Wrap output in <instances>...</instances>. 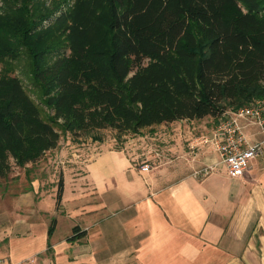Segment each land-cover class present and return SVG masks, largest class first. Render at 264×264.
<instances>
[{
    "label": "trees",
    "instance_id": "obj_1",
    "mask_svg": "<svg viewBox=\"0 0 264 264\" xmlns=\"http://www.w3.org/2000/svg\"><path fill=\"white\" fill-rule=\"evenodd\" d=\"M0 1V60L24 53L52 111L44 119L20 78L0 75V178L11 160L26 167L54 149L58 129L138 132L264 97V0H104L105 29L95 36L89 0H77L50 29H38L47 14L37 0ZM62 192L60 175L56 209ZM55 225L54 217L47 250ZM72 232L69 240L82 234Z\"/></svg>",
    "mask_w": 264,
    "mask_h": 264
},
{
    "label": "crops",
    "instance_id": "obj_2",
    "mask_svg": "<svg viewBox=\"0 0 264 264\" xmlns=\"http://www.w3.org/2000/svg\"><path fill=\"white\" fill-rule=\"evenodd\" d=\"M184 120L167 123L165 144L156 140L139 153L149 160V170L139 169L135 163L139 156H126L119 183L112 176L95 179L90 190L98 205L94 206L92 194L90 207L74 208L86 216L84 221L65 207L67 175L59 209L56 191L38 200L35 189L29 191L32 196L24 198V208H38L36 212L45 213L49 223L56 218L49 238L55 264H264V191H260L264 154L251 159L241 177L228 176L223 164V173L215 172L220 164L218 153L210 143L198 141L201 135L192 137L188 127L179 125ZM257 160L263 163L252 174V163ZM212 165L207 173L202 171ZM81 185H73L72 191L78 193L67 200L71 207L83 205ZM48 195L51 205L47 200L45 206L41 203ZM9 197L1 199L2 208H13L15 200L12 194ZM25 221L22 227L27 229L31 220ZM63 224L64 233L55 240L54 233ZM4 225L5 221L0 228ZM74 226L82 234L69 240ZM46 241L47 228L44 245ZM43 244L27 256L41 251ZM5 251L13 261L26 256L11 257L9 242Z\"/></svg>",
    "mask_w": 264,
    "mask_h": 264
},
{
    "label": "rangeland",
    "instance_id": "obj_3",
    "mask_svg": "<svg viewBox=\"0 0 264 264\" xmlns=\"http://www.w3.org/2000/svg\"><path fill=\"white\" fill-rule=\"evenodd\" d=\"M89 1L87 12L94 21L90 36H95L97 32L105 29V23L103 22L104 0ZM76 2L77 0H37L34 4L43 10V14H47L44 19L39 21L38 29L54 28L56 16L61 12L71 10ZM4 8V3L0 1V20L4 19ZM48 10H51V12H47ZM0 75H15L19 77L27 93L37 103L41 116L44 119L51 116L52 111L44 104L40 89L35 87L36 85L32 80L30 61L24 53L16 60L9 58L6 61V57L1 59ZM218 117L206 116L193 120L185 119L179 125L188 127L192 137H198L209 132ZM166 126L167 123L154 124L144 127L138 132L123 134H119L111 128L91 129L86 132H78L76 135L69 132L64 133L56 128L60 134L57 146L47 151L38 161L33 164L29 163L26 167H18L11 160V171L6 177L0 178V225L4 221L6 223L3 228H0V256H5V248L9 242L11 257L26 255L19 261L27 262L28 264H55L53 256H51L52 249L47 250L46 245H44L46 228L50 218L45 213L36 212L38 208H24V205L27 204L24 198L32 196L29 191H32V188L35 189L37 192L33 193L36 196L35 200H38L39 196L49 194L50 191L54 194L56 191L54 186L57 185L59 176L62 175V179H64L65 175H67L70 184L67 185L64 197V200H66L65 207L72 212V215L77 213L76 215H79L76 216L77 219L80 218L84 221L86 216L81 215V211L74 208L90 207L91 204L88 199L92 194L94 195L93 200H95L94 206L98 205L95 192L92 193V190H90L92 184L95 183V179L112 176V179L119 183L121 178H123L120 170L124 157L127 156L130 159L139 156L135 161L137 165L148 160L145 155L140 156L139 153L147 146L155 144L154 141L156 140L165 144L166 141L162 137L167 136L170 130ZM117 151L122 152L118 155L115 153ZM262 158L264 159V157ZM262 161L257 160L258 163L254 165L252 163V174L258 173V169L263 163ZM222 167L223 165L219 164L218 171L216 170L215 172L223 173ZM263 170L264 168L261 170L264 174ZM85 173L87 174L86 178L82 177ZM81 179L82 181H80ZM74 184H82L80 186L82 189L78 186L79 191L82 192V206L79 204L71 207V201H67L78 193V191H72ZM261 186L260 191H264V180H261ZM11 194L15 200L12 205L13 208H2L3 200L1 201V199L10 198ZM20 198L23 199L19 201ZM47 200H49L51 205L49 195L41 204L45 205ZM76 202L79 203V200ZM7 204L10 203L8 202ZM61 208L63 207L61 206ZM42 210L46 212L50 211V208H42ZM25 219L31 220L28 230L24 226L22 227L26 222ZM64 229L65 224L57 229L53 238L57 240L64 233ZM10 238L13 239L9 241ZM41 244H43L41 251L31 257L27 256L30 250L39 248Z\"/></svg>",
    "mask_w": 264,
    "mask_h": 264
},
{
    "label": "built area",
    "instance_id": "obj_4",
    "mask_svg": "<svg viewBox=\"0 0 264 264\" xmlns=\"http://www.w3.org/2000/svg\"><path fill=\"white\" fill-rule=\"evenodd\" d=\"M198 141L214 147L219 156L218 163L224 165L228 176L241 177L250 160L264 154V97L237 108H227L211 130L202 134ZM147 161L139 164L140 170L150 169ZM214 167H204L202 171L207 173ZM0 264L28 263L0 256Z\"/></svg>",
    "mask_w": 264,
    "mask_h": 264
}]
</instances>
